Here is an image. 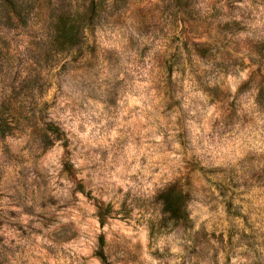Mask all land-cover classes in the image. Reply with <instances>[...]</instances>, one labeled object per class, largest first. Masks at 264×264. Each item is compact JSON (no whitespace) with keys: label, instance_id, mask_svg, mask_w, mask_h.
<instances>
[{"label":"rangeland","instance_id":"374dc122","mask_svg":"<svg viewBox=\"0 0 264 264\" xmlns=\"http://www.w3.org/2000/svg\"><path fill=\"white\" fill-rule=\"evenodd\" d=\"M0 264H264V0H0Z\"/></svg>","mask_w":264,"mask_h":264},{"label":"trees","instance_id":"16d2710c","mask_svg":"<svg viewBox=\"0 0 264 264\" xmlns=\"http://www.w3.org/2000/svg\"><path fill=\"white\" fill-rule=\"evenodd\" d=\"M164 203L167 211H169L173 216H175L180 210L179 200L171 192L164 197Z\"/></svg>","mask_w":264,"mask_h":264}]
</instances>
